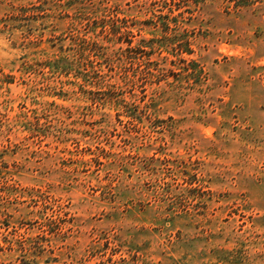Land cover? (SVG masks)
I'll list each match as a JSON object with an SVG mask.
<instances>
[{"label": "rangeland", "instance_id": "obj_1", "mask_svg": "<svg viewBox=\"0 0 264 264\" xmlns=\"http://www.w3.org/2000/svg\"><path fill=\"white\" fill-rule=\"evenodd\" d=\"M242 1L0 0V264H264Z\"/></svg>", "mask_w": 264, "mask_h": 264}, {"label": "trees", "instance_id": "obj_2", "mask_svg": "<svg viewBox=\"0 0 264 264\" xmlns=\"http://www.w3.org/2000/svg\"><path fill=\"white\" fill-rule=\"evenodd\" d=\"M230 1L235 2V7L243 5L242 0H230ZM171 18H173V20H175L174 17H171ZM191 34L184 33L183 38H180L181 33L179 35L178 34L173 35L175 37V39L172 37H169V39L174 40V42H172L171 44H175V46H174L175 50L178 49L180 51V53H182V52L192 53L193 49H192L191 40H190L192 37ZM152 40H154V39L152 38ZM141 50H144V49H141Z\"/></svg>", "mask_w": 264, "mask_h": 264}]
</instances>
